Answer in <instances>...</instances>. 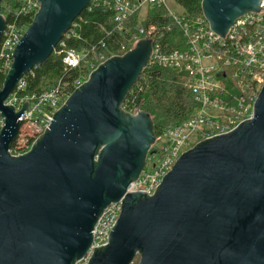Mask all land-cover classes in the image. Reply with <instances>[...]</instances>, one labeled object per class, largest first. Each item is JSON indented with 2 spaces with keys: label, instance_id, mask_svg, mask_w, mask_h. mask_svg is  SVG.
<instances>
[{
  "label": "water",
  "instance_id": "water-1",
  "mask_svg": "<svg viewBox=\"0 0 264 264\" xmlns=\"http://www.w3.org/2000/svg\"><path fill=\"white\" fill-rule=\"evenodd\" d=\"M3 0H0V4ZM0 89V264H74L93 242L105 208L144 168L156 140L150 114L122 103L147 67L150 38L101 64L54 113L30 152L9 153L21 127L5 101L44 64L92 0H38ZM264 0H202L211 29L224 37ZM6 21L0 15V40ZM264 264V85L253 117L184 152L154 196L131 192L109 243L88 264Z\"/></svg>",
  "mask_w": 264,
  "mask_h": 264
},
{
  "label": "built area",
  "instance_id": "built-area-1",
  "mask_svg": "<svg viewBox=\"0 0 264 264\" xmlns=\"http://www.w3.org/2000/svg\"><path fill=\"white\" fill-rule=\"evenodd\" d=\"M92 2L113 12L114 29L126 36L127 43L132 45L128 47L125 44L122 47L125 53L132 50L140 40L150 38L152 52L147 66L175 68L186 73V87L193 93L198 107L183 122L156 135L138 178L129 183L126 193L118 202L104 209L94 226L93 242L87 255L74 264H88L94 249L109 243V235L121 216L123 199L128 193L141 191L154 196L163 177L173 169L184 152L206 139L229 133L243 121L251 119L255 101L264 85V8L259 12L250 11L239 16L222 37L211 29L206 20L186 21L184 11L178 13L171 10L170 0ZM1 5L6 8L5 14L0 11L6 25L0 40V72L8 73L14 61L16 46L30 26V23L8 19L10 16L34 18L40 3L38 0H21L20 5L13 10L6 3ZM154 8H165L172 23L181 27L185 41L178 48L164 47L161 43L164 32L159 33L157 24H143L149 11ZM143 9L145 15L139 23ZM136 16L135 32H131L129 24ZM79 28L80 21H74L57 46V53L64 55L65 71L76 69L79 72L73 82L60 79L46 90L29 91L27 75L30 71L20 79L5 101L4 104L13 105L16 112L22 109L25 102L29 103L20 116L22 124L9 149L12 156L18 157L30 152L51 125L54 113L74 91L87 82L91 73L101 64L113 56H119L108 50L105 41L80 49H66L68 40L81 38ZM165 30L171 31V24ZM123 108L135 114L141 111L139 107ZM3 124L4 119L0 116V130Z\"/></svg>",
  "mask_w": 264,
  "mask_h": 264
},
{
  "label": "trees",
  "instance_id": "trees-1",
  "mask_svg": "<svg viewBox=\"0 0 264 264\" xmlns=\"http://www.w3.org/2000/svg\"><path fill=\"white\" fill-rule=\"evenodd\" d=\"M183 7L186 21L198 19L206 20L202 9V0H175ZM2 3L8 4L10 10L15 9L21 0H5ZM9 21L30 23L32 16L8 19ZM75 21H80V39H71L67 42V48L80 49L82 47L98 44L105 41L108 50L119 56L125 55L122 47L126 44V36L118 33L113 22V12L102 5L91 2L88 7L77 17ZM207 21V20H206ZM137 16L130 24L129 30L134 31ZM155 23L159 33L164 32L161 43L166 49L178 48L185 41L180 26L172 23L165 8L151 9L147 19L143 22L145 26ZM171 24V31H166L165 27ZM111 32V34H108ZM59 47V46H58ZM58 48L51 54L48 60L35 66L28 74V90L43 91L55 85L60 79L69 83L73 82L79 75L74 70L65 71L63 54L57 53ZM7 73L0 72V89L3 87ZM188 76L175 68H165L160 66H147L138 78L137 82L128 92L122 103V107H139L148 112L153 120L154 131L157 136L187 119L198 107L193 93L186 87Z\"/></svg>",
  "mask_w": 264,
  "mask_h": 264
},
{
  "label": "rangeland",
  "instance_id": "rangeland-1",
  "mask_svg": "<svg viewBox=\"0 0 264 264\" xmlns=\"http://www.w3.org/2000/svg\"><path fill=\"white\" fill-rule=\"evenodd\" d=\"M3 1H5V0H3ZM169 6H170L171 10H173L174 12L181 13V12L184 11V10H183V7L178 6L177 3L174 2L173 0H170V2H169ZM5 9H6V8H3L2 5L0 6V11H2L3 14L6 13V10H5ZM144 15H145V9H143V10H142V13L139 15V16H141V17H140V21H139V23L142 22V19H143ZM123 109H124V108H123ZM124 110H125V109H124ZM125 112L130 113L129 111H126V110H125ZM137 113H139V112H137ZM137 113H136V114H137ZM131 114H134V115H135V112H133V113H131ZM157 141H158V140H157ZM139 261H140V256H136V258L134 259V261H133L132 264H139Z\"/></svg>",
  "mask_w": 264,
  "mask_h": 264
},
{
  "label": "bare ground",
  "instance_id": "bare-ground-1",
  "mask_svg": "<svg viewBox=\"0 0 264 264\" xmlns=\"http://www.w3.org/2000/svg\"><path fill=\"white\" fill-rule=\"evenodd\" d=\"M63 39V38H62Z\"/></svg>",
  "mask_w": 264,
  "mask_h": 264
}]
</instances>
